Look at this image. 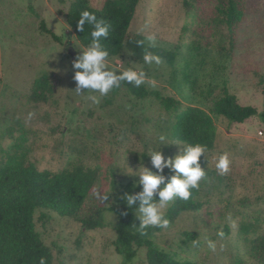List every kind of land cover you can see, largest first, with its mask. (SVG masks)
I'll return each mask as SVG.
<instances>
[{"label": "rangeland", "instance_id": "1", "mask_svg": "<svg viewBox=\"0 0 264 264\" xmlns=\"http://www.w3.org/2000/svg\"><path fill=\"white\" fill-rule=\"evenodd\" d=\"M72 1L0 0V164L11 157L39 171L92 170L96 181L77 217L43 211L46 218L40 220L41 211H35L34 231L52 264H122L113 245L117 217L106 209L126 196L129 184L142 192L135 174L141 167L165 177L157 192L175 175L170 167L157 172L149 153L157 149L167 160L189 147L172 137L177 114L188 108L208 113L225 93L240 106L264 110V0H235L241 18L234 32L226 22L228 0L139 1L125 43L139 35L172 58L146 64L124 47L107 59L108 68L116 76L129 68L143 71L141 85L173 99L177 105L170 109L154 97L138 99L123 89L102 97L90 89L74 93L69 50L77 59L86 48L65 21ZM87 1L99 10L105 0ZM42 23L61 45L42 32ZM211 118L213 146L197 161L205 173L194 188L200 209L182 213L149 240L183 261L264 264V123L258 117L243 124ZM159 135L169 142L158 144ZM223 154L230 163L221 174L215 164ZM174 201L164 206L165 213ZM141 216L136 212L138 231ZM82 221L101 227L89 230ZM147 251L138 249L133 264H147Z\"/></svg>", "mask_w": 264, "mask_h": 264}, {"label": "trees", "instance_id": "2", "mask_svg": "<svg viewBox=\"0 0 264 264\" xmlns=\"http://www.w3.org/2000/svg\"><path fill=\"white\" fill-rule=\"evenodd\" d=\"M139 1L105 0L98 10L87 0H73L65 21L76 41L83 48L91 45L93 30L87 23L82 26L83 30L77 27L83 11L94 13L98 20L109 25V34L99 40L100 47L108 52V58L118 56L126 47L138 59L146 53H151L161 59L171 60L172 53L148 47L142 36H135L125 43ZM236 6L235 0H228L226 22L232 32L237 29L241 18ZM41 30L50 36L54 43L61 45L60 37L46 29L43 23ZM116 83L119 87L114 84L112 89L114 91L123 89L138 99L154 97L167 109L177 105L173 99L162 97L159 92L149 91L143 85L135 86L127 81ZM212 115L223 117L230 124H243L253 117H258L264 123V110L258 113L253 107L240 106L235 97L225 93L211 103L208 113L197 108H188L178 113L171 129L172 137L189 147L200 144L205 146L206 150H210L214 140ZM7 159L0 164V264H39L41 257L45 259L46 264H52L49 249L43 245L34 231V212L41 211L40 220L46 218L43 211H51L63 218L77 217L84 201L91 195L96 175L92 170L82 166L53 173L46 170L39 171L34 166H23L11 161V157ZM167 176L169 177L170 174ZM189 191L191 195L187 200L176 198L165 213L168 224L175 221L182 213L200 209V203L195 200L196 190L190 188ZM123 192L133 196L140 193L139 188L133 184L125 186ZM125 197L106 209L117 217L116 239L113 245L122 264H133L138 249L142 247L148 249L147 264H206L179 260L155 248L149 236L153 232H159L161 228L149 227L143 230L144 234H141V230L135 228L138 201L128 206ZM152 199L154 202L159 200L158 196H153ZM82 224L89 230L101 227L99 222L82 221Z\"/></svg>", "mask_w": 264, "mask_h": 264}, {"label": "clouds", "instance_id": "3", "mask_svg": "<svg viewBox=\"0 0 264 264\" xmlns=\"http://www.w3.org/2000/svg\"><path fill=\"white\" fill-rule=\"evenodd\" d=\"M85 23L93 28L91 31L92 42L89 47L82 51V54L79 55L72 65L75 70L73 79L77 85L74 93H79L80 89L83 88L93 90V92L99 93V96L102 97L113 89L114 84L119 87L116 83L117 81H127L135 86H140L145 79L143 71L137 72L129 68L122 70L121 74L116 76L115 71L108 68L107 59L109 54L100 47L99 40L109 34L110 26L98 20L96 15L89 11H83L80 14L77 27L83 30L82 26ZM143 60L146 64L153 62L159 64L161 62L156 55L151 53H146L143 56ZM89 98L93 103H99L98 96L92 95ZM168 142V138L165 135L157 137V143L160 145ZM205 151V146L195 144L187 147L181 154L167 160L164 159L159 150L150 151L151 164L157 172H162L164 168L170 167L175 175L169 179L163 189L157 192L159 185L164 183V176L153 174L143 167L135 173L139 177L138 183L142 185V192L135 196L126 195L125 199L128 206L138 201L137 211L142 214L141 234H144L143 230L149 227L166 228L168 226V221L165 219L164 206L176 198L187 200L191 195L189 189L198 187V182L204 177L205 173L200 169L197 161L201 155H204ZM229 163L227 154H223L218 158L215 167L221 174H224L229 170ZM192 165L196 166L190 167ZM126 168L127 173L132 174V170L128 167ZM154 193L159 198L158 202H154L152 199ZM103 198H106V196ZM217 235L222 238L223 232L220 231ZM207 244L211 250L215 251L216 244L213 241L209 240ZM39 264H46L43 257L40 258Z\"/></svg>", "mask_w": 264, "mask_h": 264}, {"label": "water", "instance_id": "4", "mask_svg": "<svg viewBox=\"0 0 264 264\" xmlns=\"http://www.w3.org/2000/svg\"><path fill=\"white\" fill-rule=\"evenodd\" d=\"M70 55H71V58H72V61L74 62L75 60H76V58H75V53H74V51L72 50V48H70Z\"/></svg>", "mask_w": 264, "mask_h": 264}]
</instances>
